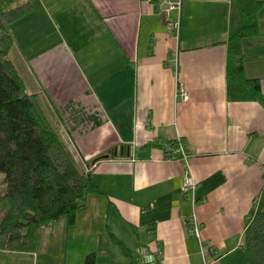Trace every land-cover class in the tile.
<instances>
[{
    "label": "crops",
    "instance_id": "crops-1",
    "mask_svg": "<svg viewBox=\"0 0 264 264\" xmlns=\"http://www.w3.org/2000/svg\"><path fill=\"white\" fill-rule=\"evenodd\" d=\"M164 10L160 0H36L10 26L9 58L25 93L101 195L87 199L72 227L62 219L41 231L34 254L0 251L2 258L38 264L41 244L50 254L64 243V264H84L92 253L95 264H130L111 235L136 264H202L200 242L209 264H242L245 223L264 188V107L227 98L236 7L181 0L177 38ZM257 27L241 55L245 78L259 81L264 99V6ZM177 138L187 168L163 156V144ZM187 171L193 197L181 194Z\"/></svg>",
    "mask_w": 264,
    "mask_h": 264
},
{
    "label": "trees",
    "instance_id": "trees-1",
    "mask_svg": "<svg viewBox=\"0 0 264 264\" xmlns=\"http://www.w3.org/2000/svg\"><path fill=\"white\" fill-rule=\"evenodd\" d=\"M35 1H0V251L9 254H34L41 231L62 219L72 227L87 199L101 195L90 175L77 170L10 61V26L29 15ZM231 1L239 26L226 43L227 98L264 107L259 81L245 78L241 55V43L258 35L257 16L264 2ZM109 238L136 264L133 253ZM242 238V264H264V188L249 211ZM84 264H95V254L86 256Z\"/></svg>",
    "mask_w": 264,
    "mask_h": 264
},
{
    "label": "built area",
    "instance_id": "built-area-1",
    "mask_svg": "<svg viewBox=\"0 0 264 264\" xmlns=\"http://www.w3.org/2000/svg\"><path fill=\"white\" fill-rule=\"evenodd\" d=\"M160 3L165 6V10L163 11V17L165 21V25L167 29L171 32V34L177 38L179 34L180 27V8H181V0H160ZM174 13L175 17L171 18L170 14ZM175 97H178L180 100L185 101L187 99L186 92L184 88L176 84L175 86ZM163 156L169 161H177L183 163L184 167L187 166L189 155L186 151L185 145L183 141L179 138L174 141H167L162 146ZM187 168V167H186ZM197 189V183L187 171L182 180L181 185V194L183 197L190 195L193 197L195 191ZM189 225L195 235V237L199 238V225L196 222L195 215L192 214L189 218ZM200 254L202 257V264H209L207 260V250H205L204 245L200 242Z\"/></svg>",
    "mask_w": 264,
    "mask_h": 264
},
{
    "label": "rangeland",
    "instance_id": "rangeland-1",
    "mask_svg": "<svg viewBox=\"0 0 264 264\" xmlns=\"http://www.w3.org/2000/svg\"><path fill=\"white\" fill-rule=\"evenodd\" d=\"M0 181H1V178H0ZM41 237L43 238V236H41V234H40V236H39L40 241H41ZM61 246H62V251L60 250V252H59V249H56V251L51 250L50 254L49 253L47 254L46 251L42 250V244H41V246H40L41 248L39 250L38 258H37L38 259V264H64V258H65L64 257L65 253L63 251L64 250V243L61 244ZM76 248H77V243L76 242H75V244L73 243L71 246L68 247V252L66 253V254H68L67 255L68 258L75 255V249ZM110 257H111V259H114V256L112 255V252L110 253ZM27 262L28 261L16 262L13 259L9 260L8 258L7 259L6 258H2V256L0 255V264H27Z\"/></svg>",
    "mask_w": 264,
    "mask_h": 264
},
{
    "label": "water",
    "instance_id": "water-1",
    "mask_svg": "<svg viewBox=\"0 0 264 264\" xmlns=\"http://www.w3.org/2000/svg\"><path fill=\"white\" fill-rule=\"evenodd\" d=\"M138 254H141L140 251L138 252ZM145 260V259H144Z\"/></svg>",
    "mask_w": 264,
    "mask_h": 264
}]
</instances>
